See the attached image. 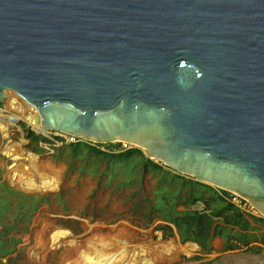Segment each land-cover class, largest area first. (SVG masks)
<instances>
[{
    "label": "water",
    "instance_id": "1",
    "mask_svg": "<svg viewBox=\"0 0 264 264\" xmlns=\"http://www.w3.org/2000/svg\"><path fill=\"white\" fill-rule=\"evenodd\" d=\"M9 90L42 135L139 148L264 218V0H0Z\"/></svg>",
    "mask_w": 264,
    "mask_h": 264
},
{
    "label": "rangeland",
    "instance_id": "2",
    "mask_svg": "<svg viewBox=\"0 0 264 264\" xmlns=\"http://www.w3.org/2000/svg\"><path fill=\"white\" fill-rule=\"evenodd\" d=\"M13 94L14 92L9 90V96ZM19 100L21 105L17 108L9 109L6 103L3 106L0 105V116H15L20 120L18 130L9 129L6 137L0 135V264H59L54 257L65 251L69 243L76 244V247L87 244L90 248L91 246L99 248L105 245L99 241L103 235V230L115 227L122 228L121 231L127 230L137 240L148 241V264H164L163 257L154 258L157 251L154 250L153 243H169V241H173L178 247H193V249H188L187 253H184L181 260L176 264H190V260L197 256L205 261H212V264L258 263L255 261L256 255L261 253L253 254L244 249L222 251L223 241L219 237L213 238L211 242L212 251L203 253L198 245L188 242L182 243L174 226L169 223L167 225H171L173 234L163 237L162 232L157 228L165 222L157 218L147 220L143 213V206L147 200L156 201L157 197L153 192L157 183L155 177L157 175L150 172L145 174L144 195L142 196L135 193L133 186L97 187V180L93 171L101 172L104 164L96 155L89 153L86 146L102 151H106V147L78 137H74V141H71L69 135L60 132L47 131L46 136L40 134L39 130L32 129L26 121L25 113L28 106L23 100ZM31 134L37 137L36 141L30 137ZM64 144L70 147L81 145L84 149L80 147L81 151H77L73 158H70L65 154L67 153L66 149H61ZM115 146L117 145L113 147ZM127 146L120 152L132 149L129 145ZM11 148L14 153L20 154L23 151V155L31 154L63 167L65 173L73 177L74 185L70 188L56 190L53 193L11 191L8 188L9 178L14 171V160L11 161L12 157H8ZM21 163V168L23 166L25 170L29 168V161L22 160ZM161 166L163 170L174 174L165 165L161 164ZM78 168L85 170L81 174ZM115 170L118 171L117 168ZM182 176L188 178L185 175ZM213 188L225 199L218 187ZM185 191L184 188L181 191L182 194H185ZM247 205L249 204L244 201L243 206ZM191 208L201 209L202 205L198 204ZM178 209L183 210L184 205H179ZM252 210L255 209L252 207ZM258 216L260 215L258 214ZM44 231L52 235L49 238L53 237L52 242L55 245L43 242L39 246V239ZM4 233H7L8 236L4 237ZM215 239L220 241L219 247L215 245ZM111 240L116 242L117 246H121L122 254L125 248L122 236H115ZM126 248L127 254L131 255L135 250V243H128ZM149 252H151V256H149ZM48 257L49 262H47ZM178 258L175 256L173 260ZM123 260L130 262L128 256Z\"/></svg>",
    "mask_w": 264,
    "mask_h": 264
},
{
    "label": "trees",
    "instance_id": "3",
    "mask_svg": "<svg viewBox=\"0 0 264 264\" xmlns=\"http://www.w3.org/2000/svg\"><path fill=\"white\" fill-rule=\"evenodd\" d=\"M30 137L37 140V137L32 134ZM96 144L106 148L113 145V143ZM80 147L84 149L81 145L70 147L64 144L61 149L65 148L67 152L65 154L73 158ZM86 150L100 158L104 164L101 172L93 171L97 187L133 186L135 193L142 196L144 195L145 174L150 172L157 175L155 176L157 183L153 192L157 197L156 201L147 200L143 206V213L147 220L157 218L165 222L157 228L162 232L163 237L173 234L171 227L173 225L182 243H195L203 253L212 251L211 242L217 237L223 241L222 251L244 249L253 254L262 252L264 218L243 215L234 205L223 199L212 186L163 170L161 164L148 159L139 148L132 147V149L116 154L88 146ZM84 170L78 168L81 174ZM184 188L186 191L182 194L181 191ZM219 191L223 195L230 194L221 189ZM198 204L202 205L201 209L191 208ZM179 205H184V209L179 210ZM260 228H263V231L259 232ZM3 236L7 237L8 234L4 233ZM190 264H212V261H205L197 256L190 260Z\"/></svg>",
    "mask_w": 264,
    "mask_h": 264
},
{
    "label": "bare ground",
    "instance_id": "4",
    "mask_svg": "<svg viewBox=\"0 0 264 264\" xmlns=\"http://www.w3.org/2000/svg\"><path fill=\"white\" fill-rule=\"evenodd\" d=\"M7 97V108H17L20 107L21 101L19 100V96L17 94H13L9 96V92L6 93ZM23 100L22 98H20ZM24 101V100H23ZM24 103L28 106V108L35 109L29 105L27 102ZM26 111V121L30 125L32 129L40 130L38 122L33 119L35 112L33 110ZM24 114V115H25ZM19 118L15 116H0V135L6 137L9 129H19ZM41 131V130H40ZM41 134V133H40ZM23 152V151H22ZM22 152L19 154L18 152L14 153L13 149H10L8 152V157H12L14 159L13 164V172L9 178L8 188L11 191L17 192H25V193H37V192H45L49 190L50 192L66 189L67 187H72L73 177L65 173L63 167H59L57 164L48 161L47 159H40L31 154L23 155ZM9 157V158H10ZM27 157V158H26ZM22 160L29 161V168L26 170L25 167L21 168ZM122 228H111L104 229L103 235L100 237V240L105 245L101 247L91 246L85 244L81 246H77L74 243H69V246L65 251L58 253L55 255L54 259L58 261L59 264H114V263H123V264H148V241L145 240H137L134 236L128 232L127 230L121 231ZM122 236L124 241V252L121 254V246H117L116 242H112V238L115 236ZM50 234L47 231H44L43 235L39 239V246L43 242H46L50 245H55L52 240L53 237L49 238ZM48 239V240H47ZM109 243V245H107ZM135 243V250L131 255L127 254V244ZM216 244H220V241L217 240ZM155 246L154 250L157 251L155 254V259H160L163 257L165 260V256L167 254H171L168 259L173 258L176 254L177 256H182L184 253H187L188 249H193L191 246L187 247H178L173 243V241H169V243H153ZM40 249H42L40 247ZM153 249V247H152ZM175 252H177L175 254ZM128 256L130 258V262L125 261L124 258ZM149 256H151V252H149ZM37 259L38 256L35 255ZM49 257L47 258V262H49ZM169 262V260H168ZM169 264V263H168Z\"/></svg>",
    "mask_w": 264,
    "mask_h": 264
},
{
    "label": "built area",
    "instance_id": "5",
    "mask_svg": "<svg viewBox=\"0 0 264 264\" xmlns=\"http://www.w3.org/2000/svg\"><path fill=\"white\" fill-rule=\"evenodd\" d=\"M58 133V132H57ZM70 140L71 141H74V136H70ZM114 145H117L115 147H113ZM127 144L125 143H113L112 146L106 148V151L109 152V153H118L120 152L121 150H124L125 148H127ZM130 147V146H129ZM110 149V150H109ZM114 151H117V152H114ZM225 199L227 201H229L232 205H234L243 215L245 216H248V215H253L255 217H260L258 216V212H256L255 210H252V206L249 204L247 206H243V202L244 200L242 198H240L239 196L237 195H234V194H229V195H224ZM229 197V198H228ZM243 206V207H242ZM260 215V214H259ZM218 239H215V245L217 247H219L221 244H216ZM189 244H192L191 242H188ZM177 252H175L176 254ZM173 254V253H170V254H167L165 256V260H164V264H176L177 262H179L182 258V256H177V254L175 255L176 257H179L178 259L176 260H173V258L171 259H168V257ZM168 256V257H167ZM169 260V262H168Z\"/></svg>",
    "mask_w": 264,
    "mask_h": 264
},
{
    "label": "crops",
    "instance_id": "6",
    "mask_svg": "<svg viewBox=\"0 0 264 264\" xmlns=\"http://www.w3.org/2000/svg\"><path fill=\"white\" fill-rule=\"evenodd\" d=\"M263 231V228H260L259 232ZM257 258H256V262H258L257 264H264V247H263V250L261 252L260 255H256Z\"/></svg>",
    "mask_w": 264,
    "mask_h": 264
}]
</instances>
